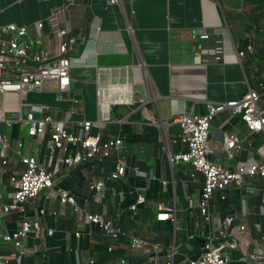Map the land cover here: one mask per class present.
<instances>
[{
    "label": "crops",
    "instance_id": "1",
    "mask_svg": "<svg viewBox=\"0 0 264 264\" xmlns=\"http://www.w3.org/2000/svg\"><path fill=\"white\" fill-rule=\"evenodd\" d=\"M237 14L245 16L241 21L253 46L248 53L253 84L245 74L244 62L237 61L238 46L230 34V21ZM11 24L25 27V40L50 57L57 55L60 42L72 39L73 43L67 52L71 59L67 91L59 93L54 82H47L42 90L27 91L22 98L17 93L0 94L1 130L11 141L7 164H0V254L13 251L2 236L17 231L23 218L39 220L45 229L41 238L29 234L23 240V264H39L42 254L47 264H79L89 255L90 246L102 240L97 228L78 223L72 208L60 205L53 191H41L24 205L23 212L11 207L10 179L24 169L20 154L36 157L47 171L59 168L57 187L132 236L142 238L135 232L151 231L154 220L167 226V245L144 237L160 246L157 261H151L141 249L130 248L129 239L121 237L115 248L129 250L131 254L124 259L127 264H182L196 259L208 235L218 237L229 216L237 220L226 232L238 225H244L246 231L238 236L244 241H237V248H222L228 264H264V216L260 213L264 178H244L241 186L224 191L223 200L215 193L212 218L206 223L198 208L202 175L193 174L187 163L168 160V153L184 150L176 140L179 127L174 117L202 115L208 105L239 99L248 88L256 90L264 84V0H116L114 4L110 0H0V31ZM59 30H66V36L59 39ZM200 33L209 35L207 41H198L206 46L225 41L222 61L194 62V38ZM39 105L47 106L48 113L69 132H75L84 121L101 123L102 128L93 127L91 134L100 133L103 140L120 138L122 147L101 163L64 167L59 155L50 157L46 137L30 136L20 121ZM261 105L264 108L263 100ZM34 117L39 118L40 113L35 111ZM234 131L247 148L238 160H259L255 151L261 135L248 133L229 110L210 123L209 159L234 167L235 161L226 159L222 147L223 134ZM119 159L125 162V173L118 180H109ZM99 180L105 182V189L103 200L97 203L89 184ZM138 195L144 203L133 212L130 206ZM158 203L172 210L173 220L154 218ZM47 230L52 234L47 235ZM76 231L82 233L80 238L74 236ZM218 240L216 243L223 241ZM256 250L261 251L262 262L251 259Z\"/></svg>",
    "mask_w": 264,
    "mask_h": 264
},
{
    "label": "built area",
    "instance_id": "2",
    "mask_svg": "<svg viewBox=\"0 0 264 264\" xmlns=\"http://www.w3.org/2000/svg\"><path fill=\"white\" fill-rule=\"evenodd\" d=\"M116 0H110V4ZM41 28V24L37 25ZM0 94L17 93L20 98L24 97L27 91L42 90L47 82H54L59 93L68 90L70 86L71 59L67 52L72 39L60 42L58 53L55 57H50L43 51H35L32 43H28L25 37L28 31L25 27L7 25L0 31ZM66 30H59L56 36L60 39L65 37ZM6 36V37H4ZM208 33H200L194 38L193 59L196 64L219 63L225 56V41H217L213 46H206L200 41H207ZM199 41V42H198ZM253 51V46L248 43L245 50L237 51L236 57L240 65L245 61L246 55ZM58 98H61L59 94ZM264 101V84H260L259 89L248 88L241 98L229 100L222 103L210 104L207 111L202 115L194 116L190 113H181L174 117L173 121L179 127L177 135L178 142L183 146L182 151L174 154L168 153V160L171 164L179 162L190 165L192 173H199L203 177V184L199 195L198 208L202 220L206 223L211 221V201L215 193H220V198H225L224 191L235 186L242 185L244 178L259 176L264 178V108L261 101ZM49 108L39 105L36 109L27 112L20 121L26 127L30 136L45 138L46 148L50 157L59 155L64 167L94 161L101 163L109 159L122 147L120 138L103 140L100 133L91 134V129L102 128L101 123L84 121L80 123L75 132H69L62 122L55 119L48 113ZM231 111L243 122L248 133L260 134L261 143L257 147L255 154L259 160L250 158L246 161L238 160L241 153L247 151L242 144L237 131L225 132L222 136V147L228 161H235L233 168L211 161L210 154V123L214 117L224 111ZM40 113L39 118L34 117V112ZM4 121L3 112L0 110V124ZM9 125V122H6ZM10 138L0 132V164H7V153L10 150ZM20 162L24 169L16 177L10 179L13 188L11 193V207L23 212L24 205L33 200L43 190L53 191L60 205L70 206L78 217V223L88 226L89 229L96 227L102 239L108 240V251H111L121 237H127L130 241V248L141 249L147 253L151 261L158 260L160 246L146 239L132 236L123 231L112 219L105 218L100 213L89 212L85 204H79L74 196L55 185V175L60 172L59 168L54 171H47L36 157H25L19 154ZM126 165L122 159L116 161L113 171L109 173V180H118L125 173ZM136 174L142 175L137 169ZM89 188L95 192V202L100 203L104 197L105 182L102 180L93 181ZM223 193V194H222ZM144 203L141 195L136 197L135 203L130 206L131 211H136L137 207ZM157 221L173 220L172 210L164 204L156 205ZM260 213L264 216V205L261 206ZM56 215V212H53ZM237 220L236 217H227L222 225L227 229ZM218 232V237L208 235L203 245L202 254L196 259H186L182 264H228L229 258L222 248L230 250L237 248L238 236L245 233L246 227L238 225L226 232ZM44 227L39 220L23 218L19 222V229L12 234L2 236L3 241L12 244L13 251L8 255L0 254V264H23L26 257V249L23 240L32 234L36 238H41ZM47 235L52 231L47 230ZM76 238H80L82 233L74 232ZM223 240L220 244L216 240ZM218 240V241H219ZM44 255L39 264H47ZM251 259L263 261L261 251L256 250ZM120 264H127L124 260ZM94 258L87 255L79 264H93ZM109 264V263H106Z\"/></svg>",
    "mask_w": 264,
    "mask_h": 264
},
{
    "label": "trees",
    "instance_id": "3",
    "mask_svg": "<svg viewBox=\"0 0 264 264\" xmlns=\"http://www.w3.org/2000/svg\"><path fill=\"white\" fill-rule=\"evenodd\" d=\"M234 17H235L234 18L235 21H233L232 23L230 21L229 24L231 38L233 40V43L236 45V47L238 46L237 47L238 51L245 50V46L249 43L248 35L246 36L247 31L245 30V25L241 21V19L245 18V16L242 14H237ZM250 60H251V56L247 54L245 61L243 63V68L245 74L248 77L249 83L253 84L252 71L251 68L249 67ZM153 224L154 225H152V227L149 229L151 231L147 233H141V231H136L135 234L141 236L142 239H145L144 237L147 236L158 243L162 242L167 245L169 243V236H170V232L167 226L159 222H156L155 220ZM130 254L131 253L129 252L128 249L120 250V249H116L115 247L111 251H108V242L106 239H102L94 243L89 248V255L94 258L93 264H106L114 261L124 260L128 258Z\"/></svg>",
    "mask_w": 264,
    "mask_h": 264
},
{
    "label": "water",
    "instance_id": "4",
    "mask_svg": "<svg viewBox=\"0 0 264 264\" xmlns=\"http://www.w3.org/2000/svg\"><path fill=\"white\" fill-rule=\"evenodd\" d=\"M0 132H2V130H1V124H0ZM209 158V157H208Z\"/></svg>",
    "mask_w": 264,
    "mask_h": 264
}]
</instances>
